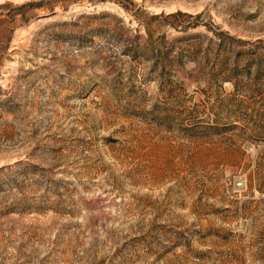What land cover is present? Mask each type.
<instances>
[{
  "label": "rangeland",
  "instance_id": "1",
  "mask_svg": "<svg viewBox=\"0 0 264 264\" xmlns=\"http://www.w3.org/2000/svg\"><path fill=\"white\" fill-rule=\"evenodd\" d=\"M0 264H264V0H0Z\"/></svg>",
  "mask_w": 264,
  "mask_h": 264
},
{
  "label": "trees",
  "instance_id": "2",
  "mask_svg": "<svg viewBox=\"0 0 264 264\" xmlns=\"http://www.w3.org/2000/svg\"><path fill=\"white\" fill-rule=\"evenodd\" d=\"M123 8L125 9V7H123ZM161 15H162V14H159V15L156 14V15H152L151 17H152V18H155V17H160Z\"/></svg>",
  "mask_w": 264,
  "mask_h": 264
}]
</instances>
